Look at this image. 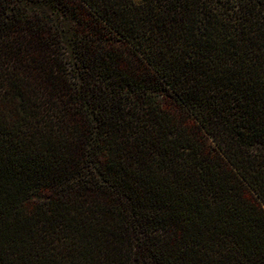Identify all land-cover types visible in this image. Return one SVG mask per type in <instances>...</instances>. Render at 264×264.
Masks as SVG:
<instances>
[{
	"label": "trees",
	"instance_id": "obj_1",
	"mask_svg": "<svg viewBox=\"0 0 264 264\" xmlns=\"http://www.w3.org/2000/svg\"><path fill=\"white\" fill-rule=\"evenodd\" d=\"M0 264H264V0H0Z\"/></svg>",
	"mask_w": 264,
	"mask_h": 264
}]
</instances>
